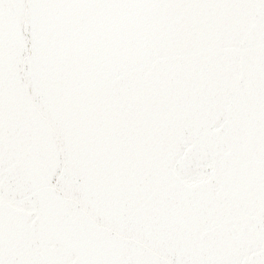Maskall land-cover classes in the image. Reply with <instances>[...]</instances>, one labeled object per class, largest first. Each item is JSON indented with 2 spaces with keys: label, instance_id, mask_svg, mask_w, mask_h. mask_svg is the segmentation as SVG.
I'll list each match as a JSON object with an SVG mask.
<instances>
[{
  "label": "snow or ice",
  "instance_id": "6c2138e0",
  "mask_svg": "<svg viewBox=\"0 0 264 264\" xmlns=\"http://www.w3.org/2000/svg\"><path fill=\"white\" fill-rule=\"evenodd\" d=\"M0 264H264V0H0Z\"/></svg>",
  "mask_w": 264,
  "mask_h": 264
}]
</instances>
